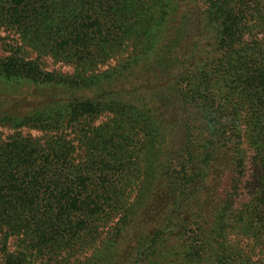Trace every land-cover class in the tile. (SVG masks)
I'll return each mask as SVG.
<instances>
[{
	"label": "trees",
	"instance_id": "1",
	"mask_svg": "<svg viewBox=\"0 0 264 264\" xmlns=\"http://www.w3.org/2000/svg\"><path fill=\"white\" fill-rule=\"evenodd\" d=\"M201 1L0 0V264H264V0Z\"/></svg>",
	"mask_w": 264,
	"mask_h": 264
},
{
	"label": "rangeland",
	"instance_id": "2",
	"mask_svg": "<svg viewBox=\"0 0 264 264\" xmlns=\"http://www.w3.org/2000/svg\"><path fill=\"white\" fill-rule=\"evenodd\" d=\"M186 2L184 3V5L181 4V7H179V16L177 17L179 18L181 14H185L183 15L184 16L183 21H185V24H187L188 30H194V29L199 30L200 24L197 18L199 17L200 11L202 12L201 10L202 1L186 0ZM196 24L198 25L196 26ZM0 36L3 35L0 34Z\"/></svg>",
	"mask_w": 264,
	"mask_h": 264
}]
</instances>
